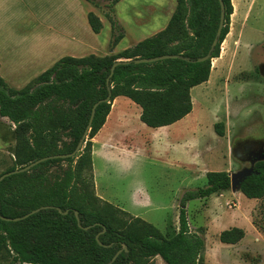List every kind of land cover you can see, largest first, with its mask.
Listing matches in <instances>:
<instances>
[{
    "label": "trees",
    "instance_id": "trees-1",
    "mask_svg": "<svg viewBox=\"0 0 264 264\" xmlns=\"http://www.w3.org/2000/svg\"><path fill=\"white\" fill-rule=\"evenodd\" d=\"M88 1L103 8L110 21L113 50L123 37L115 16L119 0L104 6L97 0ZM223 1L225 26L207 60L198 59L209 53L215 38L219 0H176L165 29L120 52L64 56L21 88L9 85L0 75V117L11 122L15 140L14 163L5 171L74 151L94 104L111 94L110 102L98 105L87 142L78 155L43 161L0 182V252H6L10 264H150L157 256L165 264H203L205 241L190 229L187 202L229 190L230 172L208 171L205 186L184 193L179 227L167 236L154 224L96 195L92 139L104 126L118 96L140 106L141 121L153 128L174 124L192 112L191 89L209 80L212 59L220 56L230 32L234 5L232 0ZM88 22L95 33L101 32L103 22L94 11L88 13ZM166 54L177 56L136 62ZM215 131L224 136V122H217ZM254 169L258 173L244 180L241 192L259 199L264 197V161H258ZM42 206L51 207L20 220L3 219L22 217ZM244 237L245 231L239 227L220 234L226 244H236Z\"/></svg>",
    "mask_w": 264,
    "mask_h": 264
},
{
    "label": "rangeland",
    "instance_id": "rangeland-1",
    "mask_svg": "<svg viewBox=\"0 0 264 264\" xmlns=\"http://www.w3.org/2000/svg\"><path fill=\"white\" fill-rule=\"evenodd\" d=\"M63 1L66 8L76 7V0ZM78 1L80 11H63L58 16L65 34L62 56L104 55V43L113 38L111 25L106 21L100 34H89L86 13L92 10L100 17L101 14L90 1ZM97 1L101 6L110 2ZM24 2L0 0V47L17 59L30 55L34 28L41 31V25L55 21L54 15L40 13L43 22L39 23L40 17L21 11ZM100 10L104 15L103 8ZM71 24L78 25L80 43L66 39L71 32L67 26ZM233 35L241 36L240 45L237 39L232 41ZM137 37L136 32L123 37L118 50ZM57 60L38 65L30 74L14 73L4 79L13 87H23ZM191 96L192 112L173 128L158 134V128L141 121L132 100L122 96L118 107L128 119L124 121L123 132L118 130L110 138L115 146L106 147L101 142L98 145L96 136L92 139L96 195L154 224L167 236L179 227L180 202L186 191L205 186L208 171L236 172L250 167L233 153L236 142L248 137L264 140V0H235L230 36L222 43L220 56L212 59L209 80L193 87ZM115 118L112 114L109 126L115 123ZM217 122H224V136L215 131ZM0 123L11 129L10 122ZM1 128L0 134L7 132ZM0 150L1 174L12 167L14 156L12 144L4 145L1 138ZM63 166L67 167L65 163ZM142 186L148 193L138 194ZM187 215L190 229L205 241L203 264H264V197L251 199L230 188L188 201ZM233 227L242 228L245 237L236 244L223 243L221 232ZM0 264H10L5 251L0 252ZM150 264L165 263L157 256Z\"/></svg>",
    "mask_w": 264,
    "mask_h": 264
},
{
    "label": "crops",
    "instance_id": "crops-1",
    "mask_svg": "<svg viewBox=\"0 0 264 264\" xmlns=\"http://www.w3.org/2000/svg\"><path fill=\"white\" fill-rule=\"evenodd\" d=\"M79 2L80 1L76 0V7H73L75 9L74 10V9L66 8L63 0H40V1L25 0L24 2L25 8H23L21 11H29V14L31 13L32 15H35L36 17H40V20H38L39 23L43 22L41 17L43 15H48V14L54 15L55 21L47 23L45 25H41L40 26L41 31L38 30L39 27L34 28L33 36L31 38V45H32L31 53L28 57L18 58V59L15 57L13 58L11 53L6 52V50L0 47V75L5 79L6 78L9 79L12 77L11 74H14V73L30 74L34 70L37 69L38 65L55 61L58 59L60 55H61L60 57H63L62 49L64 48V45H65V34H64V27L62 23L60 24L58 23V16L63 14V11H80ZM232 2L235 5V0H232ZM91 5L95 8V10H98L99 13L101 14L100 18L103 22V27L106 21L110 23V21L105 16V14L103 15L100 8L95 7L92 3ZM176 5H177L176 0H119L117 4L115 5V9H116L115 16L116 14H118V23L120 25L121 31L123 32V37H126L129 34H133L134 32H136L138 35L137 38H133V40L131 41V44L127 47H131L135 45L136 43H138L139 41L147 37L153 36L154 34L165 29L176 9ZM118 6L120 7L119 11L117 10ZM89 12L90 11L86 13L87 22H88ZM40 13H42L43 15ZM133 24L136 26L133 27L132 26ZM88 26L89 28L86 27L87 32L89 34H94L95 32L92 30L89 22H88ZM67 28H68V31H71V32H70V35L69 34L66 35V39L71 43L73 42L80 43L78 25L71 24L70 26L68 25ZM111 30H112V27H111ZM229 36H230V32L227 35V37L229 38ZM232 39H233L232 40L233 42L237 39L236 41L238 42V45H240L241 36L233 35ZM111 40H112V37L107 42H105L106 44L104 43L103 50L105 54L99 55V56H105L111 53H117L127 48L126 47L121 50H118V43L120 42L119 41L114 47V49L111 50L110 48ZM83 46L90 48L89 46H86V45H83ZM90 54H95V53H90ZM217 58H213V59H217ZM31 77H34V76H31ZM31 77H28V79ZM120 97L122 96H118L115 98L112 110L107 116V120L104 126L101 128V130L98 132V134L95 137V140L98 143V145L101 142V143H104L106 147L115 146V143L111 141L110 138L116 136V131L118 130L123 132V130L121 129L124 128V121L125 119H128V117L127 115L122 114L119 110L118 103L121 100ZM197 97L198 95L195 96L193 100H196ZM128 102H131V101H128ZM134 104L136 106L138 116L140 117L142 109L136 103ZM112 114H115L116 116L115 121H114L115 123L112 126H109ZM0 121L6 122V123L10 122L5 117H0ZM175 125H177L176 122L168 126L158 127L156 134H158V132H161V131L163 132L164 130H166V128H173ZM0 126L3 127L1 128L2 130H7V132H4V134L3 133L0 134V138L3 140L4 145L12 144V146L14 147L15 140L13 138V133H12V130H13L12 124H11L10 130L4 125H2L1 123H0ZM180 127H183V126H180ZM165 134L168 135L169 132ZM168 139L169 138L167 137V141ZM157 141H160V140H157ZM157 145L158 144L156 143L155 146ZM3 147L1 150H3ZM108 152L111 155V151H108ZM147 191H148L147 188L142 186V188H139L138 194H140L141 192L148 193ZM149 199L147 200L148 202L151 201V199L150 200Z\"/></svg>",
    "mask_w": 264,
    "mask_h": 264
},
{
    "label": "water",
    "instance_id": "water-1",
    "mask_svg": "<svg viewBox=\"0 0 264 264\" xmlns=\"http://www.w3.org/2000/svg\"><path fill=\"white\" fill-rule=\"evenodd\" d=\"M220 2V10H221V13H220V20H219V25H218V29H217V32H216V35H215V38L212 42V45H211V48H210V51L207 55H205L204 57H200L198 60L199 61H203V60H207L211 57V53L213 52V50L215 49V47L217 46L218 42H219V38L222 34V30H223V27L225 26V17H226V9H225V4H224V1L223 0H219ZM177 55H171V54H166V55H161V56H157V57H152V58H140V59H137L136 62H154V61H158V60H162V59H167V58H172V57H176ZM120 63V60L116 61L114 63V65L112 66V70H111V74L110 76L113 75L114 73V70H115V67ZM110 99H111V94H109L105 99H102V100H99L97 101L94 106H93V109H92V114H91V117H90V120H89V123L87 125V128L82 136V138L80 139L77 147L74 149V151H72L71 153H66V154H56V155H49V156H45V157H42L40 159H37L23 167H20V168H16L14 170H10V171H5L3 172L1 175H0V182L3 181L6 177L12 175V174H17V173H21V172H26V171H29L31 168H33L35 165L43 162V161H46V160H49V159H54V158H68V157H75L76 155H78V153L80 151L83 150L84 146H85V143L87 142V139H88V136H89V132L91 130V127H92V123H93V120H94V117H95V113H96V109L98 107V105L102 102H110ZM257 145L260 146V150L259 152L257 153L256 155V158L254 160L251 161V166L250 167H244L243 169L239 170V171H236V172H230V175H231V190L233 192H238V191H241V185L242 183L244 182V180L251 176L253 173H258L257 171H255L254 169V166H255V163L257 161H264V141L261 140V141H257L256 143ZM234 154H236V150L233 151ZM51 206H42V207H39V208H36L30 212H28L27 214H25L24 216L22 217H16V218H7V217H3V219L5 220H20L22 218H27L29 217L30 215L40 211L41 209H45V208H49ZM0 209H1V201H0ZM76 217L78 219V222L80 224V220H79V213L78 211H76ZM92 225L90 226H86L84 227L85 229H88L89 227H91ZM99 235H97V239H98ZM126 248V246H125ZM121 251H119L117 253V255L120 253ZM116 255V256H117ZM116 256L114 257V259L116 258Z\"/></svg>",
    "mask_w": 264,
    "mask_h": 264
},
{
    "label": "flooded vegetation",
    "instance_id": "flooded-vegetation-1",
    "mask_svg": "<svg viewBox=\"0 0 264 264\" xmlns=\"http://www.w3.org/2000/svg\"><path fill=\"white\" fill-rule=\"evenodd\" d=\"M257 141H261V139L258 137H248L236 142L234 147V150H236L235 155L242 161H245V163L251 165V161L256 158L257 153L261 149L260 146L256 144Z\"/></svg>",
    "mask_w": 264,
    "mask_h": 264
}]
</instances>
